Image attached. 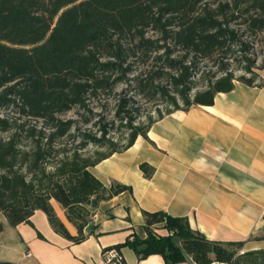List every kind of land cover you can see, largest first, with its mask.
<instances>
[{
  "label": "trees",
  "instance_id": "trees-1",
  "mask_svg": "<svg viewBox=\"0 0 264 264\" xmlns=\"http://www.w3.org/2000/svg\"><path fill=\"white\" fill-rule=\"evenodd\" d=\"M262 31L264 0H0V109L17 107L44 123L26 131L29 148L18 131L0 137V231L2 216L15 226L30 222L39 209L55 232L83 241L99 202L131 189L116 180L105 185L90 167L130 147L138 136L147 138L151 124L166 114L211 105L236 82L264 86L259 74L264 58L257 64L249 39ZM135 58L143 64L138 73ZM128 81L134 95L119 97L113 110V121L128 132L125 143L110 135L113 121H96L94 131L61 118L77 109L88 112L84 122H90L91 99ZM135 96L156 100L164 109L136 122ZM8 128L0 115V131ZM66 136L73 147L63 143ZM89 146L94 150L86 153ZM51 157L56 161L48 168ZM140 169L148 177L154 171L147 162ZM143 217L146 236L113 247L129 246L139 258L159 254L166 264L183 262L186 255L196 264H264V248L244 250V241L209 239L184 216L159 210L143 211Z\"/></svg>",
  "mask_w": 264,
  "mask_h": 264
},
{
  "label": "crops",
  "instance_id": "crops-1",
  "mask_svg": "<svg viewBox=\"0 0 264 264\" xmlns=\"http://www.w3.org/2000/svg\"><path fill=\"white\" fill-rule=\"evenodd\" d=\"M259 74L264 79V68ZM142 162L154 168L151 176L140 169ZM90 171L107 186L116 180L131 189L99 202L83 241L55 232L39 209L30 222L15 226L3 217L0 260L105 264L104 250L134 235L145 237L143 211L159 210L186 217L209 239L244 241V250L264 248V86L236 82L231 91L217 93L211 105L166 114L151 124L147 138L138 136ZM51 204L76 235L60 204L54 199ZM119 252L126 264H166L159 254L139 258L129 246ZM178 264L196 263L186 255Z\"/></svg>",
  "mask_w": 264,
  "mask_h": 264
},
{
  "label": "rangeland",
  "instance_id": "rangeland-1",
  "mask_svg": "<svg viewBox=\"0 0 264 264\" xmlns=\"http://www.w3.org/2000/svg\"><path fill=\"white\" fill-rule=\"evenodd\" d=\"M253 41V51L257 56V64L261 63L264 58V31L258 33L254 38L251 37ZM133 68L136 69V73L142 68V61L139 58L133 60ZM239 73V72H238ZM132 76V75H131ZM130 76V77H131ZM135 90L132 84V81L124 82L118 84L112 91H101L99 94L91 99V107L93 111L94 119L90 122H84L85 118L89 116L88 112L77 111V109H72L68 112L61 114L63 119H75L77 121V126L81 128H90L94 131L97 130L99 124H95L96 121H101L102 123H110L113 121V110L116 105V101L119 97L134 95ZM136 107L139 108V111L136 114L139 116L136 119V122H146L147 115L156 116V108L164 109V105L160 104L156 100H147L140 96H135ZM0 115L7 118L9 121V128L6 131H0V137L7 138L11 133L18 131L20 133L21 144L29 148L30 146V137L27 135L26 131H29L31 128L38 130L44 126V123L41 119L27 117L23 115L17 107H8L5 109H0ZM114 125L110 135L119 142L123 144L126 142L127 130L118 124L117 121H113ZM72 139L69 136H66L62 139L66 147H73L75 144L71 141ZM105 148H103L104 150ZM94 150L93 146H89L87 152ZM56 161L55 157H51L47 163L48 168L51 167L52 163ZM3 218V216H2Z\"/></svg>",
  "mask_w": 264,
  "mask_h": 264
},
{
  "label": "built area",
  "instance_id": "built-area-1",
  "mask_svg": "<svg viewBox=\"0 0 264 264\" xmlns=\"http://www.w3.org/2000/svg\"><path fill=\"white\" fill-rule=\"evenodd\" d=\"M103 261L105 264L115 262V263H121L122 257L118 249L115 247L105 249L103 252Z\"/></svg>",
  "mask_w": 264,
  "mask_h": 264
}]
</instances>
